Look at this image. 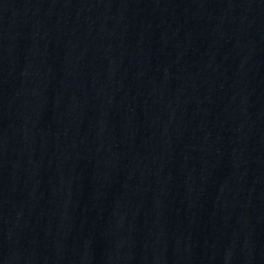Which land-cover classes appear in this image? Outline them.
<instances>
[{"label": "water", "instance_id": "water-1", "mask_svg": "<svg viewBox=\"0 0 264 264\" xmlns=\"http://www.w3.org/2000/svg\"><path fill=\"white\" fill-rule=\"evenodd\" d=\"M0 264H264V0H0Z\"/></svg>", "mask_w": 264, "mask_h": 264}]
</instances>
